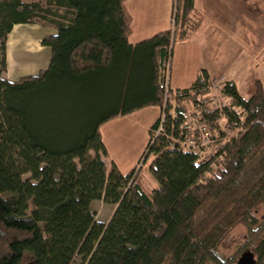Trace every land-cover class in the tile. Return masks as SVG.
<instances>
[{"label":"trees","instance_id":"16d2710c","mask_svg":"<svg viewBox=\"0 0 264 264\" xmlns=\"http://www.w3.org/2000/svg\"><path fill=\"white\" fill-rule=\"evenodd\" d=\"M177 2L172 29L132 44L126 0H0V264H236L239 252L220 248L240 224L251 231L246 251L264 264V87L245 98L226 83L222 110L210 107L206 70L172 89L176 43L199 25L195 0ZM28 24L56 31L42 41L51 61L10 82L8 40ZM152 107L161 116L140 160L157 183L150 190L142 169L106 163L102 127ZM194 115L212 134L205 158L169 148L186 140ZM222 118L236 134L219 141ZM96 201L116 207L108 224L96 220Z\"/></svg>","mask_w":264,"mask_h":264},{"label":"rangeland","instance_id":"374dc122","mask_svg":"<svg viewBox=\"0 0 264 264\" xmlns=\"http://www.w3.org/2000/svg\"><path fill=\"white\" fill-rule=\"evenodd\" d=\"M177 1L178 0H173V12L176 11V7L178 5ZM132 2L133 0H126V7L129 8L128 4H131ZM219 3H217V5H219ZM239 4L244 6L245 15L244 21L242 22L241 14H238L239 24L237 25H234L233 21L231 22V17H227L224 20V17L220 13H215V15L222 17L223 24H230L227 25V27L232 29V26L234 25V28H238L236 31H233L234 34L231 36V38L235 37V40L227 42L224 39L216 40L217 36H214L213 40L197 37L196 39H199V41L196 40L192 43L196 44L199 42L206 45V47H204L206 48L204 49L205 53H203L200 57L198 56L194 60V63L202 67L206 66V68H208L212 73V76L210 75L211 78H214L212 86L210 87L211 92L209 95L210 107L212 109L222 110L224 107L231 104L230 99L223 93L225 84L228 82L236 84L240 94L245 98H250L253 95L257 81H259L264 87V0H243V3L239 2ZM195 18L193 19L195 24L199 22V25L197 26L198 29L201 26L202 21L198 16H195ZM214 27H216V25ZM54 35H56V31L54 29L44 28L39 24L15 26L8 40V69L4 73L3 78L10 82H18L25 77L37 76L40 72L46 70L51 61V49L43 47L42 41L45 38ZM180 46V43H176L174 48L176 55L172 66L173 79L175 76L174 73L176 71L180 72V70L176 68V62L180 66L183 65L181 62L182 54H180L182 52H179V48H181ZM209 47H212V52H210ZM188 55L190 59L191 55ZM187 63L189 68V61H187ZM191 64H193V62ZM170 79L171 71L169 75V85ZM159 110L161 111V109ZM188 110L190 111L189 113L192 112L189 107ZM152 112L154 111H150V114ZM145 113L146 112H144V114ZM144 114H138L133 118L131 117V119H128L134 121H132V124L128 123V138H126L124 143L120 141L121 139L119 137L122 133H113L112 136L118 140L116 144H114V158H112L109 154V158L105 159V161L107 164L114 162L124 174L131 172L133 169H142V182L146 188L152 190L157 187V183L148 170L149 163L148 165H144V163L140 161L146 148L141 156L139 154L142 143H144L147 137V122L141 117L145 116ZM196 116L197 115H194L189 118L188 124H190V127L193 126L192 122L195 121L196 118L194 117ZM148 117L151 118L152 116L149 115ZM219 129L222 133L221 135L217 133L216 138L223 137V134L225 135V138H229L236 134V132L233 133L231 131L225 118L221 119ZM149 141L150 139L148 140V143ZM209 146V141H205L200 146V149H197V151H199L205 158L212 152L213 148H210ZM93 210L97 214L96 220L98 222L108 224L114 215L116 207L108 205L103 201H96L93 203ZM210 210L211 209H207L202 216L206 217L210 213ZM256 215V222L258 226L256 227L255 225V227L264 229V205H261L258 208ZM252 231H254V229H252ZM250 232L251 231L245 224H240L236 229L232 230V233L223 241L221 245V254L225 257L233 258L234 255L239 252V256L236 259L237 263L241 255L247 250L246 244L249 240Z\"/></svg>","mask_w":264,"mask_h":264},{"label":"crops","instance_id":"0c3cea01","mask_svg":"<svg viewBox=\"0 0 264 264\" xmlns=\"http://www.w3.org/2000/svg\"><path fill=\"white\" fill-rule=\"evenodd\" d=\"M239 2L243 3V0H195L194 15L198 16L203 21L201 23V26L192 33V36L186 43H180L181 48H179V52H182L180 54H182L181 62L183 65L180 66L176 62V68H178L180 72L176 71L174 73L175 76L173 79L172 66L173 62L175 61L174 58L176 55L174 50L170 79V86L172 89H186L192 87L197 80L199 72L202 70H206L212 76V73L208 68H206V66L202 67L194 63V60L198 56L200 57L203 53H205L204 49L206 48L204 47H206V45H203V43L199 42L196 44L192 43L196 40L199 41V39H196L197 37L213 40L214 36H217L216 40L224 39L227 42L235 40V37L231 38V36L234 34L233 31H236L238 29L234 28V25L239 24L238 14H241L242 22L244 21L245 15L244 6L240 5ZM217 3H219V5H217ZM128 7L129 8L127 9L133 17L132 34L130 36V42L132 44L140 43L144 40L152 38L156 34L172 29L174 13L173 0H133L131 4H128ZM216 12L220 13L224 17V20L227 17H231V22L233 21L234 24L232 26V29L227 27V25L230 24H223L222 17L215 15ZM209 22H212L213 24ZM215 25L216 27H214ZM209 50L210 52H212V47H209ZM188 54L191 55L190 59ZM187 61H189V68L187 66ZM192 62L193 64H191ZM150 111L154 112L150 114ZM144 112L146 113L144 114ZM142 113L145 115L141 116L142 119L144 118L147 122V137L144 143H142L141 151L139 153L141 156L146 148L148 140L150 139L149 131L153 124L161 116V111L159 110V108H147L130 116L113 120L102 127L103 140L112 158H114L113 155L115 154L114 144H116V142L118 141L112 136L113 133H122L121 135H119V137L121 139L120 141L124 143L126 141V138H128V123L132 124V121H134L128 119H131V117L133 118L138 114L141 115ZM149 115H151L152 117L149 118Z\"/></svg>","mask_w":264,"mask_h":264},{"label":"built area","instance_id":"2783aa9c","mask_svg":"<svg viewBox=\"0 0 264 264\" xmlns=\"http://www.w3.org/2000/svg\"><path fill=\"white\" fill-rule=\"evenodd\" d=\"M196 118L195 121L192 122L193 126L190 127V124H188V121L183 125V129L185 130L186 133V140L181 142L179 140H173V142L170 144L169 148L170 150H175L174 144H180L181 148L184 150L187 149H192L197 151V149H200V146L202 145L203 142L209 141V144H211V136L210 130L208 127L203 125L200 122L199 116L194 117ZM164 119L165 117H162L161 124L159 125L158 129L155 131V135L153 140L155 141L157 138L165 134V129L163 127L164 125ZM193 119V118H191ZM199 137V139H196V137ZM199 140V141H197ZM190 144V145H189ZM203 149V148H201ZM199 152V151H197Z\"/></svg>","mask_w":264,"mask_h":264},{"label":"water","instance_id":"95a60500","mask_svg":"<svg viewBox=\"0 0 264 264\" xmlns=\"http://www.w3.org/2000/svg\"><path fill=\"white\" fill-rule=\"evenodd\" d=\"M236 264H257L254 253L251 251L244 252Z\"/></svg>","mask_w":264,"mask_h":264}]
</instances>
